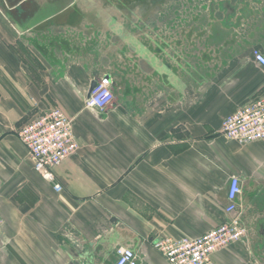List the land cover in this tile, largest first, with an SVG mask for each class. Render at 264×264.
<instances>
[{
    "label": "crops",
    "instance_id": "crops-1",
    "mask_svg": "<svg viewBox=\"0 0 264 264\" xmlns=\"http://www.w3.org/2000/svg\"><path fill=\"white\" fill-rule=\"evenodd\" d=\"M75 3L0 0V264H112L119 247L137 264H166L152 240L194 238L224 221L231 176L246 236L207 264H257L241 241H264V141L227 138L221 123L264 92L251 56L264 54V0L222 1L229 26L214 57L189 46L170 59L143 45L113 56L108 74L101 48L81 35L94 14ZM104 75L112 104L85 108ZM53 105L72 119L77 144L53 168L59 192L17 134Z\"/></svg>",
    "mask_w": 264,
    "mask_h": 264
},
{
    "label": "built area",
    "instance_id": "built-area-1",
    "mask_svg": "<svg viewBox=\"0 0 264 264\" xmlns=\"http://www.w3.org/2000/svg\"><path fill=\"white\" fill-rule=\"evenodd\" d=\"M251 56L264 70V54L253 48ZM94 81L92 90L87 91L84 107L103 112L114 100L112 80L104 75ZM221 132L240 143L264 141V92L228 114L221 123ZM17 134L27 149L33 169L51 182L55 191H61V185L54 182L53 168L77 149L72 119L61 107L53 105L21 125ZM240 191L239 178L231 176L224 209L227 217L200 236L153 239L152 246L164 256L166 264H207L212 253L242 240L246 232L237 216ZM112 264H137V255L131 248L119 247Z\"/></svg>",
    "mask_w": 264,
    "mask_h": 264
},
{
    "label": "rangeland",
    "instance_id": "rangeland-1",
    "mask_svg": "<svg viewBox=\"0 0 264 264\" xmlns=\"http://www.w3.org/2000/svg\"><path fill=\"white\" fill-rule=\"evenodd\" d=\"M75 1L74 6L94 14L86 16L83 23L88 32L81 35L86 40L92 38L96 47L101 48V72L107 74L113 56H124L128 51L131 54L132 50H141L143 45L160 50L159 53L170 59L178 57L180 47L181 51L185 48L189 51V46L197 49L198 58L214 57L221 50L218 44L223 36V25L229 26L224 24L219 9L223 0ZM241 242L254 251L253 261L264 263V241Z\"/></svg>",
    "mask_w": 264,
    "mask_h": 264
},
{
    "label": "water",
    "instance_id": "water-1",
    "mask_svg": "<svg viewBox=\"0 0 264 264\" xmlns=\"http://www.w3.org/2000/svg\"><path fill=\"white\" fill-rule=\"evenodd\" d=\"M94 85H95V81L93 80V81H91V83H90V85L88 87V92H90L92 90V88L94 87Z\"/></svg>",
    "mask_w": 264,
    "mask_h": 264
}]
</instances>
